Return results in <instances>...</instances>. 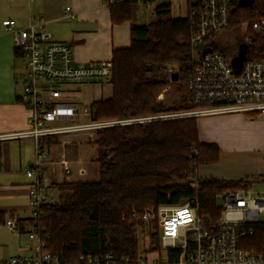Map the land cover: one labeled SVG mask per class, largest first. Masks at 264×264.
Wrapping results in <instances>:
<instances>
[{"label": "built area", "instance_id": "built-area-1", "mask_svg": "<svg viewBox=\"0 0 264 264\" xmlns=\"http://www.w3.org/2000/svg\"><path fill=\"white\" fill-rule=\"evenodd\" d=\"M115 1L105 0L107 4ZM177 1L184 2L185 16L192 21L194 65L186 83V103L191 107L125 119H94L92 107L87 110L77 102L63 99L61 90L53 87L58 83L110 81L112 59L79 64L74 58L73 46L54 38L46 30L48 20L41 15L33 16L24 26H17L9 18L2 21L5 30L14 34L15 47L25 58L20 72L23 83L20 99L31 111V128L11 135L35 138L36 161L26 170L28 176L35 177L29 189L30 216L21 218L9 213L4 222L11 231L18 236L26 235L28 240L19 245L16 253L0 256V264H264V236L261 250L247 248L245 242L255 234V225L264 223V191L252 192L251 186L221 192L223 202L216 219L201 212L198 182L194 184L195 192L186 199L133 210L130 219L134 222L138 243L134 252L122 256L95 251L80 254L75 260L66 259L48 249L44 231L35 223L44 215V207L55 202L49 195L51 183L45 173L49 163L46 137L50 135L225 113H244L264 119V54L249 58L247 51L242 68L235 71L232 57L213 47L203 53L205 47L211 46H204L202 53L199 50L207 37L228 26L233 0ZM69 11L67 6L64 15L74 17ZM253 30L264 38V17L253 22ZM64 164L68 171L69 166ZM79 171L86 172L84 168ZM197 174L192 172L191 176ZM257 180L264 182V167ZM152 235H156L157 242L152 241Z\"/></svg>", "mask_w": 264, "mask_h": 264}, {"label": "trees", "instance_id": "trees-1", "mask_svg": "<svg viewBox=\"0 0 264 264\" xmlns=\"http://www.w3.org/2000/svg\"><path fill=\"white\" fill-rule=\"evenodd\" d=\"M141 1L147 2L110 3L113 23L131 22V44L113 50L112 96L91 104L94 119H125L191 107L187 103L166 106L159 100L174 72H178V81L184 85L193 69L191 18L172 17L170 1L148 0L157 1L158 18L141 24L137 22ZM232 8L227 27L246 24L249 38L240 42L249 44V58L262 57L264 38L253 30V22L264 17V0H233ZM214 35L199 46L201 53L204 46H211L228 58L236 55L239 44L232 48L231 55L226 54L212 42ZM15 52L18 53L16 47ZM173 66L175 69L169 70ZM198 118L98 128L93 139L98 178L56 184L65 189L62 200L45 206L44 215L35 222L44 231L48 249L69 260L95 251L130 254L138 243L131 212L186 199L195 192L197 182L201 212L218 218L217 195L227 189L250 187L254 181L191 176L199 165L217 163L221 151L218 144L200 140ZM46 141L57 139L52 135ZM8 214L0 209V226ZM255 228V234L245 240L246 246L261 250L264 223H257ZM152 241L157 242L156 235H152Z\"/></svg>", "mask_w": 264, "mask_h": 264}, {"label": "crops", "instance_id": "crops-1", "mask_svg": "<svg viewBox=\"0 0 264 264\" xmlns=\"http://www.w3.org/2000/svg\"><path fill=\"white\" fill-rule=\"evenodd\" d=\"M67 6H70L69 12L74 13V17L64 15ZM19 12L23 14L0 13V26L5 29L2 21L7 18L13 19L17 26H23L35 14H41L48 20L46 30L54 38L73 46L74 58L79 64L112 59L114 49L131 44V22L113 23L110 4L105 0H28L27 8L21 6ZM14 53L16 57L22 56L19 51L15 52V47ZM17 65L14 58L12 69L15 83L8 88L0 87V209L28 218L29 189L34 176H28L26 170L34 163L35 138L30 135H11L31 128V111L20 99L23 83L21 68ZM70 84L77 83H58L53 87L61 90L63 99L77 102L66 97L72 93L66 89ZM110 86L112 96L111 83ZM79 91L76 89L73 93ZM197 121L200 140L216 143L221 150L219 161L200 165L197 168L198 175L201 167L208 177L228 180L248 178L256 181L264 167V119L244 113H225L202 116ZM74 134H54L56 142L46 141L49 163L45 166V173L48 174L47 180L52 182L49 191L58 183L89 180L85 178L89 173L87 164L90 158L86 145L92 144L94 153L95 146L76 139H61V136L68 138ZM64 162L69 166L68 171ZM81 168L86 170L84 174H80Z\"/></svg>", "mask_w": 264, "mask_h": 264}, {"label": "rangeland", "instance_id": "rangeland-1", "mask_svg": "<svg viewBox=\"0 0 264 264\" xmlns=\"http://www.w3.org/2000/svg\"><path fill=\"white\" fill-rule=\"evenodd\" d=\"M157 1H141L139 3V10L137 13V22L141 24H147L151 21H154L158 18V15L155 11ZM172 10L170 15L172 17H184L185 16V5L183 1L173 0L171 2ZM28 0H0V13L5 12H15L19 15H22L23 12H19L21 6L27 8ZM28 11V10H27ZM26 11V13H27ZM33 14L38 12H32ZM41 14H35V16ZM29 21H26L24 25H27ZM1 24V20H0ZM249 34L246 29V24L241 25L240 27H226L222 31L216 33L213 36L212 42L218 45L223 51L229 55H231L233 49L235 48L236 44H239L240 40L248 39ZM14 34L12 32H8L2 26H0V87L6 86L7 88L10 87L11 84H14L16 81L14 75L13 60L17 61V66L21 68L25 65V58L23 56L16 57L14 53ZM230 51V52H229ZM231 53V54H230ZM231 57V56H230ZM17 58V59H16ZM175 69V67H171L169 70ZM20 70V72H21ZM164 73H160L159 76H163ZM169 85L163 90V92L159 96V100L162 104L166 106H172L174 104H186V84L180 83L178 80H172L170 77ZM71 85L73 87H71ZM65 87L63 86L62 89ZM66 89L72 91L70 95H67V99L69 100H76L80 106L83 108L89 109L90 103L95 100L106 99L111 96V86L109 81H95L90 83L84 84H70L66 86ZM80 90L79 92L73 93V90ZM63 98V97H62ZM104 120V119H103ZM96 136V130L93 132L86 131L83 133L74 134L68 136V138H64L61 136V139L64 140H71L76 139L78 141L89 142L93 143V141H89L90 139L93 140V137ZM63 140V141H64ZM54 143V142H53ZM88 148V164L87 168L89 173L85 178L89 180L97 179L98 178V164L95 160V153L94 148L92 150V144L86 145ZM36 161V156L34 162ZM200 166V165H199ZM200 176L208 177L207 172H203L200 167ZM48 177V174L46 173ZM211 177V176H210ZM35 181V177H34ZM52 183V182H51ZM52 186V184H51ZM252 192H263L264 191V182L256 180L254 181L253 185L251 186ZM65 189L60 188H52L49 191V195L53 201H60L63 198ZM223 202V195L220 194L218 196V203L221 205ZM28 215L30 216V211H28ZM28 238L26 235L18 236L16 232L11 231L6 225L0 226V256L4 255H11L18 251V247L20 244H25ZM142 243H140V246Z\"/></svg>", "mask_w": 264, "mask_h": 264}, {"label": "water", "instance_id": "water-1", "mask_svg": "<svg viewBox=\"0 0 264 264\" xmlns=\"http://www.w3.org/2000/svg\"><path fill=\"white\" fill-rule=\"evenodd\" d=\"M211 50H213L212 47H205L203 49V53H206L207 51H211ZM247 51H248V43L246 41L240 42L238 46L237 54L231 58V64L235 71H239L242 68ZM171 78L172 80H178L179 78L178 72H174Z\"/></svg>", "mask_w": 264, "mask_h": 264}]
</instances>
